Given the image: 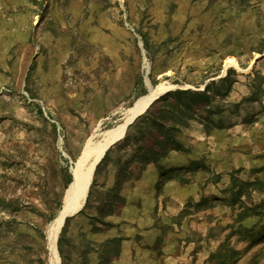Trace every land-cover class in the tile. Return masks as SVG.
<instances>
[{"label": "rangeland", "instance_id": "1", "mask_svg": "<svg viewBox=\"0 0 264 264\" xmlns=\"http://www.w3.org/2000/svg\"><path fill=\"white\" fill-rule=\"evenodd\" d=\"M162 87L94 166L58 264H264V0H0V264H51L86 141ZM169 126L179 147L150 161Z\"/></svg>", "mask_w": 264, "mask_h": 264}, {"label": "bare ground", "instance_id": "2", "mask_svg": "<svg viewBox=\"0 0 264 264\" xmlns=\"http://www.w3.org/2000/svg\"><path fill=\"white\" fill-rule=\"evenodd\" d=\"M227 63L235 67V64L231 60H227ZM247 70L248 69H245L244 72ZM167 90H169V88L162 87L139 98L133 106L127 110L126 116L120 124L104 131L101 134L100 140L93 141L92 138H89L86 141L82 152L71 170L72 181L65 191L62 209L48 226L47 243L49 246L51 264H58L55 242L63 220L67 215L78 210L82 206L89 176L94 166L101 159L109 145L123 136L127 124L138 114L143 113L151 102L159 98L167 92Z\"/></svg>", "mask_w": 264, "mask_h": 264}, {"label": "trees", "instance_id": "3", "mask_svg": "<svg viewBox=\"0 0 264 264\" xmlns=\"http://www.w3.org/2000/svg\"><path fill=\"white\" fill-rule=\"evenodd\" d=\"M173 94L179 96V95H188L191 96L193 98L195 97H200L201 99H203L204 101L207 100V96L206 94H198V93H192L189 91L186 92H180V91H176ZM169 95V93H166L164 96L167 97ZM162 96V95H161ZM160 101V98H157L156 100L153 101L152 104H155L156 102ZM150 103V104H151ZM151 104V105H152ZM150 105V106H151ZM149 106V105H148ZM147 106V107H148ZM150 106L145 109L146 111L144 112L145 115H149L150 114ZM142 116V114L140 116H138L136 119L140 118ZM135 119V120H136ZM156 126L162 128V124H155ZM154 128V127H153ZM166 132L163 131L162 135L159 136L158 138H156V144L155 146L149 148V150L147 151V156L149 157L150 161H155L157 159L162 158L168 151L170 150H175L179 147V143L176 141V139L173 136V133L171 131L170 126L168 128H165ZM155 131H158L156 128H154ZM153 130V131H154ZM172 133V134H171Z\"/></svg>", "mask_w": 264, "mask_h": 264}, {"label": "water", "instance_id": "4", "mask_svg": "<svg viewBox=\"0 0 264 264\" xmlns=\"http://www.w3.org/2000/svg\"><path fill=\"white\" fill-rule=\"evenodd\" d=\"M142 114V113H141ZM141 114H138L129 124H127V126H126V128L138 117V116H140ZM117 140H115L114 142H116ZM113 142V143H114ZM113 143H111L110 145H109V147L113 144Z\"/></svg>", "mask_w": 264, "mask_h": 264}]
</instances>
